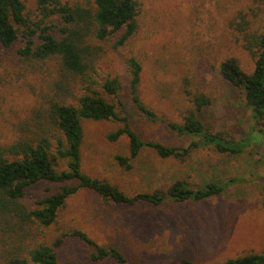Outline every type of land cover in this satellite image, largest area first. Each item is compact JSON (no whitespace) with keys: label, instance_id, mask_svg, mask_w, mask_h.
I'll return each instance as SVG.
<instances>
[{"label":"rangeland","instance_id":"1","mask_svg":"<svg viewBox=\"0 0 264 264\" xmlns=\"http://www.w3.org/2000/svg\"><path fill=\"white\" fill-rule=\"evenodd\" d=\"M22 1L32 15L35 0ZM138 2V28L127 41L118 44L115 34L91 41L93 87L114 103L118 116H125L142 139L185 146L195 137L177 134L167 122L181 123L191 108V95L203 93L210 103L203 109L202 120L210 130L236 138L251 133L253 120L244 92L223 77L219 64L233 57L244 72L253 70L255 56L247 42L248 37L264 33V0ZM20 45L18 39L9 47L0 46V144L16 138L21 123L30 120L42 98L52 94L54 62L48 60L45 71L44 65L34 63L23 67L15 53ZM129 56L142 67L138 96L158 120L149 118L131 100L126 66ZM112 78L119 82L116 98L102 88L104 81ZM120 124L114 118L83 121L84 173L129 195L163 191L176 180L194 189L211 180L236 177L237 181L219 195L160 204L106 203L94 191L79 188L60 207L56 221L44 228L43 239L51 241L62 231L78 228L101 245L117 247L128 264H178L184 257L212 264L264 250L262 144H252L237 154L199 147L184 158H162L151 149H143L128 169L115 158L128 155L126 139L108 138ZM56 167L63 169L65 162L59 161ZM58 188L55 182L39 181L27 189L25 200L35 206L38 198ZM90 252L91 247L76 238H67L56 249L62 264H116L112 259L92 261Z\"/></svg>","mask_w":264,"mask_h":264},{"label":"trees","instance_id":"2","mask_svg":"<svg viewBox=\"0 0 264 264\" xmlns=\"http://www.w3.org/2000/svg\"><path fill=\"white\" fill-rule=\"evenodd\" d=\"M138 9V0H83L74 3L35 0L31 15L22 0H0V46L9 47L20 39L21 45L15 53L21 66L44 65L42 69L45 71L48 60L56 66L50 82L52 94L42 98L30 120L21 123L20 134L16 138L0 144V264H62L56 249L67 238H76L90 246L92 261L112 259L116 264H128L117 247L101 245L78 228L62 231L51 241L42 238L44 228L56 221L60 207L79 188L94 191L106 203L143 201L160 204L165 200L181 202L219 195L237 181L236 177L211 180L194 189L183 180H176L163 191H140L129 195L116 185L82 171L84 120L114 118L121 122L119 127L108 133V138L112 141L120 137L126 139L128 155H116L115 158L128 169L143 149H151L162 158H184L199 147L237 154L252 144L264 146V33L248 37V48L255 56L250 73L244 72L233 57L219 64L223 77L244 92L253 120L251 133L236 138L227 132L210 130L202 120L205 115L203 109L210 103V98L203 93L191 95V108L181 123L167 122L177 134L195 137L185 146H169L142 139L130 127L125 116H118L114 103L93 87L95 82L90 78V71L94 49L91 41L115 34L118 36L116 42L123 44L138 28ZM253 44L256 49H253ZM126 66L131 100L149 118L158 120V116L138 96L140 62L129 56ZM102 88L116 98L119 82L116 78L106 79ZM59 161L65 162L63 169H57ZM42 180L55 182L59 188L38 198L35 206H30L25 200L26 191ZM261 205L264 210V191ZM178 264L202 263L184 257ZM212 264H264V250Z\"/></svg>","mask_w":264,"mask_h":264}]
</instances>
